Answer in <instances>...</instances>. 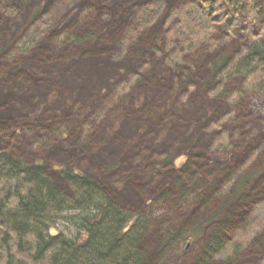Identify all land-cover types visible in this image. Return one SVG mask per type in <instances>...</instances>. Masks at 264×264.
Here are the masks:
<instances>
[{"label": "rangeland", "instance_id": "1", "mask_svg": "<svg viewBox=\"0 0 264 264\" xmlns=\"http://www.w3.org/2000/svg\"><path fill=\"white\" fill-rule=\"evenodd\" d=\"M113 1L0 0V47L7 43L0 56V66L6 67L0 73V99L12 100L16 108L0 118V148L44 164L67 193L62 166L98 178L113 201L144 217L139 231L144 243L154 247L160 238L169 244L162 251L153 248L157 264H191L216 229L217 219L208 218L226 198L227 209L245 189L257 188L254 198L264 197V90H244L243 74L237 73L215 92L221 83L216 63L241 44L218 30L179 64L167 63L169 43L181 41L169 36L177 25L175 11L186 0ZM156 1L159 15L140 27V9ZM27 33L34 39L30 51L7 55ZM83 33L88 37L80 42L64 38ZM96 54L104 75L74 80L75 66ZM131 77L135 82L119 97ZM85 89L90 93L80 97ZM221 131L228 140L216 149L212 142ZM182 167L192 169L195 179L180 193L173 179ZM226 173H233V187L206 201V207L196 205L205 190L221 189ZM166 191L169 195L160 199ZM197 206L202 207L199 220L191 223ZM75 213L53 210L48 225L73 235ZM246 245L232 264H264V255L248 257L253 250L251 242Z\"/></svg>", "mask_w": 264, "mask_h": 264}, {"label": "trees", "instance_id": "2", "mask_svg": "<svg viewBox=\"0 0 264 264\" xmlns=\"http://www.w3.org/2000/svg\"><path fill=\"white\" fill-rule=\"evenodd\" d=\"M160 10V1L143 6L139 11V26L150 25ZM175 12L177 25L169 36L181 41L175 45L169 43L172 49L166 57L168 64H179L185 54L203 40L211 39L212 32L218 30L225 39H237L241 44L230 57H223L216 63L215 71L221 83L215 92L220 91L228 76L237 73L243 74L244 90L257 86L264 90V0L261 3L255 0H186ZM32 37L30 33L21 36L7 55L13 58L28 53L34 46ZM87 37L88 34L83 33L64 38L80 42ZM6 45L0 47V56L7 52ZM100 63L101 55L96 54L77 64L71 76L74 80L92 74L103 76L106 71L103 72L104 65L98 66ZM3 68L0 66V73L6 71V67ZM135 78L125 81L119 97L131 88ZM234 94L229 98L234 99ZM11 101L0 99V118L15 111ZM219 135L222 136L212 142L216 149H222L228 140L224 131ZM162 159L170 162L169 157ZM186 169L180 168V175L173 179L180 193L189 189L195 179L194 171ZM59 173L70 187V193L60 188L41 162L14 158L0 148V264H157L159 253L153 248L162 251L169 244H164L160 238L154 247L143 242V233L139 234L144 227L141 214L113 201L103 183L94 176L67 166H62ZM231 176L233 173H226L219 191H215V187L205 190L196 205L206 207L209 200L215 201L217 195L227 192L234 182ZM256 189L253 187L252 192L245 189L231 208L226 209L229 196L215 209L207 222L217 219L216 229L204 245L201 256L191 264H232L233 258H237L250 242L253 254L248 255L249 258L264 255V197L254 198L259 193L254 191ZM168 195L166 191L160 199ZM247 207L250 213L245 217ZM201 208L198 207L191 217V223L199 220ZM53 210L55 213L77 211L74 215L77 229L73 235L54 232L48 225L54 218ZM232 231L237 234L228 237Z\"/></svg>", "mask_w": 264, "mask_h": 264}, {"label": "bare ground", "instance_id": "3", "mask_svg": "<svg viewBox=\"0 0 264 264\" xmlns=\"http://www.w3.org/2000/svg\"><path fill=\"white\" fill-rule=\"evenodd\" d=\"M89 93H90L89 89H85V91L82 90V92H81L82 96H85V95H87Z\"/></svg>", "mask_w": 264, "mask_h": 264}]
</instances>
